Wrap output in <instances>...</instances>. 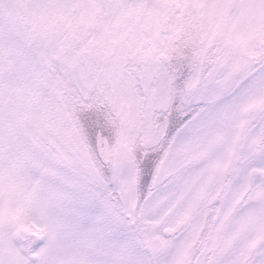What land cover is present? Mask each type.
Segmentation results:
<instances>
[{
  "label": "snow or ice",
  "instance_id": "obj_1",
  "mask_svg": "<svg viewBox=\"0 0 264 264\" xmlns=\"http://www.w3.org/2000/svg\"><path fill=\"white\" fill-rule=\"evenodd\" d=\"M0 264H264V0H0Z\"/></svg>",
  "mask_w": 264,
  "mask_h": 264
}]
</instances>
